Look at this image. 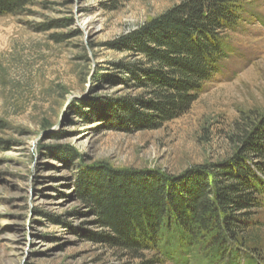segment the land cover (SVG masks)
<instances>
[{"label":"rangeland","instance_id":"374dc122","mask_svg":"<svg viewBox=\"0 0 264 264\" xmlns=\"http://www.w3.org/2000/svg\"><path fill=\"white\" fill-rule=\"evenodd\" d=\"M182 1L31 0L0 17V264H179L162 248L112 245L86 192L110 174L143 188L241 158L264 164L240 153L264 118V0L231 36L238 56L224 75L186 114L141 129L149 89L131 69L147 63L126 40ZM250 213L259 226L244 235L264 264V197Z\"/></svg>","mask_w":264,"mask_h":264},{"label":"trees","instance_id":"16d2710c","mask_svg":"<svg viewBox=\"0 0 264 264\" xmlns=\"http://www.w3.org/2000/svg\"><path fill=\"white\" fill-rule=\"evenodd\" d=\"M30 1L0 0V17L17 14ZM251 3L184 0L128 37V50L147 63V68L137 63L131 69L144 77L149 89L148 100L141 102L148 112L137 119L141 129H158L186 114L224 75L230 59L238 56L231 36L239 33L246 14L252 15ZM130 114L122 117L131 124L126 119ZM242 145L243 156L264 158V118ZM204 169L185 186L155 176L143 188H131L120 185L124 178L110 174V183L89 190L86 198L116 236L107 238L112 245L162 248L179 264L187 259L197 264H263L260 244L244 234L259 226L250 211L263 207L264 164L253 169L241 158Z\"/></svg>","mask_w":264,"mask_h":264}]
</instances>
